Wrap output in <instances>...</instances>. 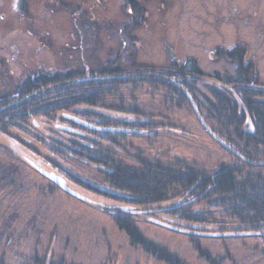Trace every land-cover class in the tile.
Returning <instances> with one entry per match:
<instances>
[{
    "label": "rangeland",
    "instance_id": "1",
    "mask_svg": "<svg viewBox=\"0 0 264 264\" xmlns=\"http://www.w3.org/2000/svg\"><path fill=\"white\" fill-rule=\"evenodd\" d=\"M24 1L28 3L26 13L18 9V0H0V16L4 14V18L0 17V98L16 92V86L38 73L73 71L82 79L113 67L169 70L174 63L188 60L196 61L206 75L218 74L219 81L230 79L233 84L251 89H255L253 84L264 86V33L262 44L254 52L255 26L243 22L253 15L249 13L253 12L255 0H137L142 11L131 4L128 7L126 0H62L69 6L56 4L57 0ZM77 4L87 13L81 15L77 8H69ZM261 4L256 15L264 23V0ZM238 39L250 44V52L257 60V78H238L236 65L217 55V51L233 46ZM231 86L226 87L228 93L238 96L236 88L240 87ZM117 97V102L122 98L141 114L157 116L152 125L161 131L155 135L123 132L139 131L138 126L94 130L116 133L112 135L116 143L103 144V150H109L112 157L109 168L103 165L101 169L62 151H40V141L32 132L13 129L10 134L0 133V261L164 264L131 245L118 229L116 219L130 217L144 238L187 264H210L200 257L198 246L218 264H264L261 236L205 238L178 233L154 221L189 230L193 225L163 215L161 207L147 209L108 196L112 192L106 173L112 164L138 169L142 167L141 159L162 164L180 161L213 173L222 165L236 162L231 150L224 148L202 118L207 115L205 107L201 115L190 98L191 104L176 108L177 105L165 106L160 96L144 88L125 89ZM75 109L89 107L84 104ZM95 111L130 124L144 117L98 107ZM73 112H59L60 118L50 125L65 137L83 134L85 127L65 115L92 122ZM30 122L38 132L47 123L42 117ZM117 133L126 135L120 140ZM7 166L14 170H6ZM39 168L64 180L74 194L45 177ZM172 204L163 207L170 208ZM211 218L215 223L207 225L208 231L235 232L221 215L213 214ZM196 230L203 232L198 227Z\"/></svg>",
    "mask_w": 264,
    "mask_h": 264
},
{
    "label": "trees",
    "instance_id": "2",
    "mask_svg": "<svg viewBox=\"0 0 264 264\" xmlns=\"http://www.w3.org/2000/svg\"><path fill=\"white\" fill-rule=\"evenodd\" d=\"M133 1L126 0L134 9L142 11ZM217 55L229 59L224 50H220ZM235 62L242 67V58ZM173 65L169 70L113 67L104 69L101 75H87L82 79L75 77L73 71L38 73L16 86L13 95L8 93L0 98V133L10 134L13 129L32 132L34 139L40 141V151H62L103 169L112 160L110 151L103 150V144L116 143L112 139V135L116 133L85 128L83 134H69L65 137V134L62 135L50 125L60 118L59 112L72 109L73 113L81 118H88L96 127L138 126L142 131L139 135L149 132L155 135L161 131L154 129L156 126L152 125L157 116L141 114L135 106L124 103L122 98L117 102V96L125 89H149L160 96L162 103L167 104L165 106L177 105L176 108L191 104L190 98L197 104L201 115L202 106L205 107L207 115H202V118L212 133L231 147L230 152L236 162L228 166L222 165L213 173L199 171L180 161L162 164L159 161L141 159L142 167L138 169L116 167L112 164L109 173H106L112 192L108 196L119 202H128L147 209L161 207L160 213L163 215H170L175 221L193 225L192 227H198L203 232H211L207 225H214L215 221L211 218L213 214L221 215L225 221L231 223L235 232H264V100L261 99L264 90L243 88L239 83L233 84L230 79L219 81L218 74H204L194 60L176 62ZM94 77L99 78L92 79ZM240 78L247 81L245 77ZM230 85L240 87L236 88L238 96L228 93L226 87ZM84 104L89 109H75ZM96 107L145 118L130 124L127 120L106 117L101 112H96ZM35 117H42L47 122L40 132L35 131L30 122ZM126 134L117 133L116 136L120 138ZM130 134L134 133L128 135ZM122 139L124 138H120ZM7 168L9 167L6 170ZM13 170L14 168L10 169ZM169 202L173 203L172 207H163ZM115 223L126 234L131 245L142 248L158 262L187 264L168 250L144 238L130 217H118ZM261 238L264 245V236ZM197 250L200 257L210 264H218L208 253L202 252L199 246ZM0 264L4 263L0 261Z\"/></svg>",
    "mask_w": 264,
    "mask_h": 264
},
{
    "label": "flooded vegetation",
    "instance_id": "3",
    "mask_svg": "<svg viewBox=\"0 0 264 264\" xmlns=\"http://www.w3.org/2000/svg\"><path fill=\"white\" fill-rule=\"evenodd\" d=\"M20 7H18V9L22 12V13H26V10H28L27 5L28 3L24 4V0H18ZM59 1V2H57ZM56 4H62L65 6H69L66 4V2L62 1V0H57ZM262 0H255V6L253 9V12H250L249 14H253L251 16V18H244L243 22L246 24L248 23V21L250 22L251 25H254V30L256 32V39L254 42V47L255 50L254 52L257 51V48L262 44V34L264 33V23H262V21H259L256 13H258ZM133 3H136V5L140 6L142 9H144L140 2H138L137 0H134ZM73 5V3L71 4ZM126 5L129 7V4L126 2ZM69 8H77L79 10L78 14H84L87 13V11H85L84 8L81 7V5L77 4L74 6H71ZM1 18H4V14L2 13ZM239 41H237L233 46H228V48L223 49L225 51V53L229 56V61L231 64L236 65V71L235 74L237 75V77H245V78H257L258 77V65H257V60L254 56V53L252 54L250 52V44H248L247 42H244L240 39H238ZM219 50V49H218ZM220 51V50H219ZM217 51V53L219 52ZM242 55V56H240ZM242 58V67L238 66V63L235 61H238L239 59ZM225 59V58H224ZM244 71V72H243ZM253 88L257 89V90H264V86H259V85H255L253 84ZM88 121V120H87ZM73 123V122H72ZM91 124V123H90ZM85 129V128H84ZM84 129L81 130L82 132H84ZM116 129V128H113Z\"/></svg>",
    "mask_w": 264,
    "mask_h": 264
},
{
    "label": "water",
    "instance_id": "4",
    "mask_svg": "<svg viewBox=\"0 0 264 264\" xmlns=\"http://www.w3.org/2000/svg\"><path fill=\"white\" fill-rule=\"evenodd\" d=\"M65 117H68L70 119H73L79 123H81L85 128L88 129H92V130H99V131H116V129H108V128H102V127H96L86 121L80 120L76 117L70 116V115H65ZM62 129L67 130L68 128H64L62 127ZM119 131V130H117ZM125 133H135V134H141L142 131H136V130H125L123 131ZM225 148L232 150L231 147H229L226 143H224L223 141H221L220 139H218L217 137H215ZM40 173H42L45 177L50 178L52 181L56 182L57 184H59V186H61V188H63V190H66L72 194H74V192L67 187L66 182L64 180H61L60 178H58L56 175L52 174V173H48L45 170L39 168ZM156 222V224L161 225L163 227H166L168 229H171L175 232L178 233H182V234H187V235H192V236H198V237H243V236H264V232H227V233H215V232H202V231H198L196 230V228L192 227L193 229H183L180 227H176L173 225H170L168 223H164L161 221H154Z\"/></svg>",
    "mask_w": 264,
    "mask_h": 264
}]
</instances>
